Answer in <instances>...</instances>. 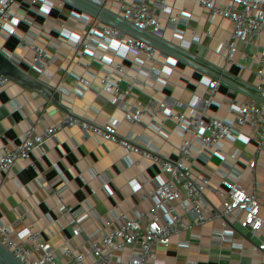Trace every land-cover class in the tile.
<instances>
[{
	"label": "crops",
	"instance_id": "1",
	"mask_svg": "<svg viewBox=\"0 0 264 264\" xmlns=\"http://www.w3.org/2000/svg\"><path fill=\"white\" fill-rule=\"evenodd\" d=\"M92 1L1 0V6L8 12H30L37 20H44ZM169 1L179 5L188 20L203 17L207 25H212L203 2ZM242 17L247 22L242 35L248 36L254 30L260 34L256 51L260 63L249 65L248 57L244 56L235 68L238 77L254 84L249 88V98L243 102L247 109L254 97L264 92V22L260 24L264 18V0L245 4ZM138 18L143 19L139 30H129V24ZM188 20L165 21L159 11L91 8L38 30L39 50L25 51L22 61L14 64L10 83L0 92V105L6 110L40 129L56 133L62 122L61 107L70 106L73 122L62 136L76 147H79V127L88 129L104 116L110 117L109 133L122 131L126 138L118 146L122 166L117 168L116 193L111 194L93 184L80 185L74 175L62 174L55 168L50 170L47 166L50 159L69 155L6 124L12 138L8 140L0 133V178L10 193L0 201V212L16 220L20 237L35 249L56 258L73 251L77 264H136L134 252L123 251L121 247L115 250L104 247L97 256H90L84 250V241L74 238L72 223L60 218L59 210L67 205L77 211L81 221L89 220L85 240L94 239L97 232L107 234L113 230L117 234L129 229L135 233L134 246H147L145 236L152 225L167 227L163 213L168 210H178L179 217L165 248L192 251L194 246L188 243L191 234H218L222 220L237 229L251 226L264 232V198L237 201L242 188L235 181L231 164L222 163L218 172L211 174L193 172L192 194H186L184 177L190 172L192 154L170 147L152 131L143 132L126 124L140 117L141 84L147 81L152 88L163 89L174 75L172 61L176 58V45H199L219 58V48L200 41ZM112 37H116L114 48H104L102 39ZM228 69L229 63L219 58L195 76L186 99L190 119H198L208 107L204 96ZM71 80L77 81L75 90L68 88ZM34 86L38 88L31 96ZM228 92L234 100L241 99L235 90ZM175 132L185 136L188 130L177 125ZM241 135L242 126L233 115L223 138L229 150L235 149L233 142ZM40 174L49 175L46 183L43 178L37 179ZM77 197L83 200L82 204L76 203ZM112 197L116 204L106 205L104 200ZM220 205L228 211L236 205L238 208L234 214L227 215L219 210ZM38 208L45 214H37ZM24 246L23 241L0 226V263ZM195 260L198 264H213L208 258ZM18 264L43 263L34 257ZM236 264H264V252H244Z\"/></svg>",
	"mask_w": 264,
	"mask_h": 264
},
{
	"label": "built area",
	"instance_id": "2",
	"mask_svg": "<svg viewBox=\"0 0 264 264\" xmlns=\"http://www.w3.org/2000/svg\"><path fill=\"white\" fill-rule=\"evenodd\" d=\"M103 4H113L130 7H151L162 11L165 21L178 19L188 20L187 13L169 0H97ZM203 2L208 18L212 25H207L203 17L188 20V24L200 36V41L205 39L219 47V58L229 63V69L223 76L217 78L211 91L206 93L204 101L207 108L202 110L198 119H190L189 106L186 99L190 96V84L195 76L207 66L218 61V57L199 45H176V58L172 61L175 73L164 84L163 89H154L146 81L140 86L143 98V108L137 121L128 120L127 126L139 129L143 132L152 131L161 140H164L172 148H180L192 154L190 172L185 175V193L192 194L195 179L193 172L199 171L205 174L218 172L222 163L231 164L236 183L242 188L237 201L245 199L251 202L253 199L264 198V92L258 93L252 100L250 108H244L243 102L249 98L248 91L254 84L250 80L238 77L235 71L237 62L244 56L248 57V64L260 63L257 56V40L260 36L257 30L248 36L242 35L246 19L243 16V6L247 3H255L257 0H191ZM1 4V0H0ZM31 6V4H27ZM124 12L125 10L121 9ZM143 22L138 18L129 24L131 31L139 30ZM264 18L260 19V24ZM3 26V25H2ZM40 37L38 30H26L17 34L6 36V51L0 65V92L10 83L13 66L22 61L23 53L27 50L38 51L37 41ZM116 37L102 39L104 48L113 49ZM206 42V41H205ZM207 43V42H206ZM77 81L71 80L68 88L75 90ZM34 86L30 95L37 91ZM235 90L241 99L236 101L228 92ZM62 122L56 129V135L61 136L73 122V111L70 106L61 107ZM210 115V119L207 120ZM235 115L242 126V135L235 139V149L229 150L223 138L227 124L231 116ZM110 117L104 116L99 122L93 123L87 128L80 126L78 129L79 148L85 154L95 160L115 168L122 166V159L118 153V146L126 141L123 132L119 131L111 135L108 131ZM258 124V128H256ZM177 125L188 130L187 135L179 136L175 132ZM0 133L8 140L12 136L6 130V124L1 122ZM134 153L133 150H130ZM135 160V155L133 156ZM50 170L58 169L65 175L71 174L80 180L82 184H93L103 188L111 194L116 193L117 181L114 177L94 167H87L80 160L63 156L60 159H50L47 163ZM46 183L49 175H38ZM10 193L5 181L0 178V201ZM77 204H82L80 197L76 198ZM106 205H115L112 197L104 200ZM228 211L222 205L221 212L227 215L234 214L235 209ZM35 212L44 215L42 209ZM63 222L72 223L73 236L77 240L84 241V250L90 256H97L101 249L107 247L115 250L121 247L123 251L134 252L136 264H198L195 259L208 258L213 264H236L244 252L262 253L246 243L239 242L237 236L247 243L264 248V232L258 228L248 226L243 229L234 228L229 221L222 220L220 233L199 234L192 233L188 243L194 246L192 251L165 248L169 238L173 235V226L179 217L178 210H168L163 213L167 227L160 228L152 225L145 236L148 245L134 246L132 238L134 232L126 229L115 233H96L95 238L85 240L84 234L89 229V220L81 221L77 211L70 205L59 210ZM121 255V254H120ZM119 255V257H121ZM38 257L43 264H77L75 253L70 251L61 258L47 255L35 249L33 246H24L16 255L4 259L0 264H18L27 259ZM118 257V259H120Z\"/></svg>",
	"mask_w": 264,
	"mask_h": 264
},
{
	"label": "water",
	"instance_id": "3",
	"mask_svg": "<svg viewBox=\"0 0 264 264\" xmlns=\"http://www.w3.org/2000/svg\"><path fill=\"white\" fill-rule=\"evenodd\" d=\"M91 8H107V9H123L134 12H144V11H159V9L151 7H130V6H119L113 4H103L97 0H93L89 4L81 5L76 8L68 9L56 14L51 15L50 17L44 20H37L35 15L30 12H8L5 11L0 4V65L4 59L6 51V36H11L26 30H43L46 29L52 24L62 18L69 16L76 12H82ZM3 25V26H2ZM205 41L213 46H215L211 41L205 39ZM216 48H219L215 46ZM0 122H3L19 131L73 157L81 162L99 169L104 173L114 177L115 179L118 176V169L107 165L105 163L99 162L92 158L91 156L85 154L80 150L79 147L72 146L63 140V136H58L53 132L40 129L35 126L33 123L23 119L22 117L12 113L11 111L6 110L0 105ZM0 226L8 231L16 239L23 241L26 245L31 246L27 241L22 239L19 235V225L16 220L9 218L5 214L0 212ZM236 240L242 243H246L252 248L258 249L264 252V248L257 247L251 243H247L245 240L235 236Z\"/></svg>",
	"mask_w": 264,
	"mask_h": 264
}]
</instances>
